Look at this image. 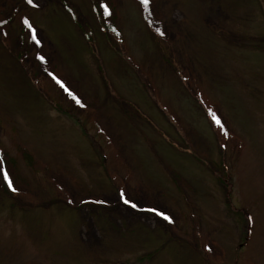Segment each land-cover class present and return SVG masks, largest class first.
I'll list each match as a JSON object with an SVG mask.
<instances>
[{
	"label": "rangeland",
	"instance_id": "374dc122",
	"mask_svg": "<svg viewBox=\"0 0 264 264\" xmlns=\"http://www.w3.org/2000/svg\"><path fill=\"white\" fill-rule=\"evenodd\" d=\"M33 3L0 0V264H264V0Z\"/></svg>",
	"mask_w": 264,
	"mask_h": 264
},
{
	"label": "snow or ice",
	"instance_id": "6c2138e0",
	"mask_svg": "<svg viewBox=\"0 0 264 264\" xmlns=\"http://www.w3.org/2000/svg\"><path fill=\"white\" fill-rule=\"evenodd\" d=\"M27 2H28L29 4H32V3H33V0H27ZM141 2H142V3L144 4V6L147 8V6H148V4H149V0H141ZM110 14H111V13H110V10L105 6V7H104V15H105V16H108V15H110ZM25 23L27 24L28 21H25ZM29 27H31V25H29ZM157 31L159 32L160 30L157 29ZM160 35H164V33H163V32H160ZM32 39H33V40H37L36 32H35L34 29H33V31H32ZM37 42H39V41H37ZM41 59L43 60V57H41ZM53 78L56 79L55 77H53ZM57 83L60 84V86H61L62 88H65V91H68V89L65 87V85H64L61 81H59L58 79H57ZM69 95L72 96V99L75 100L77 104H81L80 100H79L75 95H73V94L70 93V92H69ZM81 106L83 107L82 104H81ZM211 115H212V118H213V121L215 122V124L218 125V126H220L221 128H223V125H222L221 120L219 119V117H217L215 113H211ZM225 134H227V133H225ZM3 178H4L5 181H7V183H8V187H9L12 191H16V189H15L14 186H13L12 181L9 179L8 174H7L6 172L4 173V177H3ZM121 196L123 197L124 194L121 193ZM124 202H125L126 204L129 203V201L126 200V199L124 200ZM132 206L135 207L134 204H133ZM152 211H155V210H152ZM157 214H158V215H164L163 213H157ZM164 219H165V220H168L169 222H172V221H171V218L168 217V216H166V215H164ZM250 219H251V218H250Z\"/></svg>",
	"mask_w": 264,
	"mask_h": 264
},
{
	"label": "trees",
	"instance_id": "16d2710c",
	"mask_svg": "<svg viewBox=\"0 0 264 264\" xmlns=\"http://www.w3.org/2000/svg\"><path fill=\"white\" fill-rule=\"evenodd\" d=\"M6 171H5V168L2 166V174H3V176H4V173H5ZM4 185H5V187H7L8 188V183H7V181H5L4 180Z\"/></svg>",
	"mask_w": 264,
	"mask_h": 264
}]
</instances>
